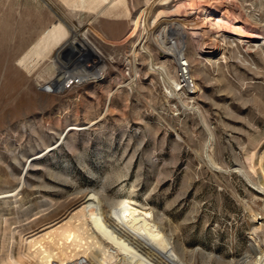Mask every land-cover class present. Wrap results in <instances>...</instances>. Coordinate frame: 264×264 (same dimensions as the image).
<instances>
[{
    "label": "rangeland",
    "instance_id": "1",
    "mask_svg": "<svg viewBox=\"0 0 264 264\" xmlns=\"http://www.w3.org/2000/svg\"><path fill=\"white\" fill-rule=\"evenodd\" d=\"M225 1L264 21V0ZM141 2L0 0V194L5 197L0 198V222L20 218L24 224L48 205L54 214L46 225L60 227L68 210L101 194L152 211L155 222L163 216L166 233L189 264H235L251 255L252 219L245 207L264 218V195L231 172L246 170L250 141L264 144V48L239 22L223 31L217 26L215 53L187 67L199 91L187 96L188 107L182 108L148 71L145 54L135 63L131 59ZM197 2L174 0L170 6L194 9ZM70 30L81 31L101 57L83 56L75 47L77 64L62 61L65 68L58 66L57 72L67 77L99 60L106 74L95 83L47 92L38 72L68 42ZM189 36V45L201 39L206 48L212 40L198 27ZM152 53L173 75L174 64L162 52ZM76 125L79 130L58 142L59 134ZM46 147L54 149L33 162L21 188L25 160ZM205 153L221 171L203 162ZM63 203L70 206L58 208Z\"/></svg>",
    "mask_w": 264,
    "mask_h": 264
},
{
    "label": "bare ground",
    "instance_id": "2",
    "mask_svg": "<svg viewBox=\"0 0 264 264\" xmlns=\"http://www.w3.org/2000/svg\"><path fill=\"white\" fill-rule=\"evenodd\" d=\"M125 1L116 0V3L126 6ZM211 1L206 4V0H198L195 8L191 9L185 4L170 6L174 0H142L138 6L141 15L134 19L136 22L134 28L137 32L136 40L131 47L132 61L135 63L137 57H141L140 53L145 54L148 59V71L158 77L166 93L171 98L177 99L182 108L188 107L185 100L191 96V93L195 94L199 91L193 84L187 67L192 64L200 65V57L215 53L220 43L216 35L217 26L223 31L227 26H234L239 22L240 29L251 32L260 47L264 48V21L251 18L235 1ZM227 8L230 12H227ZM52 13L64 23L55 11L52 10ZM217 16H220V19L216 21ZM206 19L210 22L208 23ZM197 27L208 33L209 38L212 39L208 48L201 39L189 45V34ZM169 34H173L175 38L169 40ZM76 42L80 45L75 44ZM75 47L83 52V56L89 58L94 55L98 59L101 55L85 36L71 30L68 42L39 72L42 86L48 85L47 92H59V90L65 92L68 84L70 89L76 84L88 81L95 83L101 77L104 78L106 65L99 60L78 67L79 70L67 77L62 70L57 72V69L65 68L62 61L64 65H72V67L77 64L75 56L78 55V51ZM152 50L162 52L164 58L174 64L173 75L166 66L157 65ZM131 69L135 78L136 67ZM191 83L192 87H190ZM120 87L122 86L119 85L116 90ZM116 90L108 92L103 114L107 112L111 97ZM93 124L94 122L91 123ZM77 126L79 125L67 128L59 134L58 142H64L70 131L79 130ZM207 131L211 142L212 134L208 128ZM57 145L58 143L55 146ZM54 148L46 147L42 153L25 160L23 172L18 178V186L22 188L25 185L28 170L33 162ZM245 155L246 170L235 168L231 172L235 171L250 186L264 195V144H257L256 140L250 141V148L245 150ZM203 162L212 170L221 171L207 153L204 154ZM2 197L3 193L0 194V198ZM52 206L50 203L49 208ZM69 206L63 203L58 208L66 209ZM47 207L35 213L32 219L29 220L27 217L23 220L26 221L24 224L20 218L3 219L0 222V264H189L182 249H178L175 245L173 236L166 233L163 216L155 222L152 211L134 203L109 201L101 194L87 196L77 208L65 212L64 224L60 227L46 225L45 222L54 214V210L52 213ZM245 209L252 219V228L249 232L251 255L242 257L239 261H235V264H264V218L254 213L249 205ZM40 224H43L42 229L33 232V229ZM15 237L18 238L17 241ZM54 252H60V256ZM190 257L192 260L193 255Z\"/></svg>",
    "mask_w": 264,
    "mask_h": 264
},
{
    "label": "crops",
    "instance_id": "3",
    "mask_svg": "<svg viewBox=\"0 0 264 264\" xmlns=\"http://www.w3.org/2000/svg\"><path fill=\"white\" fill-rule=\"evenodd\" d=\"M42 2H43V1H42ZM43 4H44L45 6L48 7V4H47V3L45 4V2H43ZM51 10H52V9H51ZM55 17H56V16H55ZM79 33H80V35H81V31H79ZM79 33H77V34H79ZM70 35H71V30H70ZM49 62H50V61H49ZM40 71H41V70H40ZM40 71H39V72H40ZM39 72H38V73H39Z\"/></svg>",
    "mask_w": 264,
    "mask_h": 264
},
{
    "label": "built area",
    "instance_id": "4",
    "mask_svg": "<svg viewBox=\"0 0 264 264\" xmlns=\"http://www.w3.org/2000/svg\"><path fill=\"white\" fill-rule=\"evenodd\" d=\"M70 85V84H69Z\"/></svg>",
    "mask_w": 264,
    "mask_h": 264
}]
</instances>
